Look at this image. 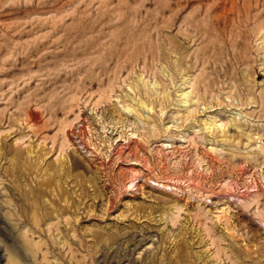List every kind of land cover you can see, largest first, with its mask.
<instances>
[{"label": "rangeland", "instance_id": "obj_1", "mask_svg": "<svg viewBox=\"0 0 264 264\" xmlns=\"http://www.w3.org/2000/svg\"><path fill=\"white\" fill-rule=\"evenodd\" d=\"M0 264H264V0H0Z\"/></svg>", "mask_w": 264, "mask_h": 264}]
</instances>
